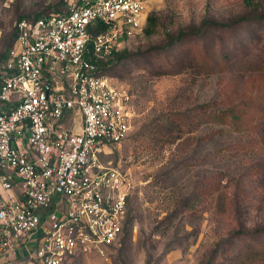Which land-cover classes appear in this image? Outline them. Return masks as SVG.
Masks as SVG:
<instances>
[{
  "label": "rangeland",
  "instance_id": "374dc122",
  "mask_svg": "<svg viewBox=\"0 0 264 264\" xmlns=\"http://www.w3.org/2000/svg\"><path fill=\"white\" fill-rule=\"evenodd\" d=\"M70 1L0 0V72L15 21ZM144 10L154 32L119 42L106 70L128 94L130 134L104 157L130 180L126 230L64 264H264V0Z\"/></svg>",
  "mask_w": 264,
  "mask_h": 264
},
{
  "label": "built area",
  "instance_id": "2783aa9c",
  "mask_svg": "<svg viewBox=\"0 0 264 264\" xmlns=\"http://www.w3.org/2000/svg\"><path fill=\"white\" fill-rule=\"evenodd\" d=\"M146 15L144 0H71L15 21L0 72V264H64L119 239L131 185L104 157L130 134L128 94L98 61Z\"/></svg>",
  "mask_w": 264,
  "mask_h": 264
},
{
  "label": "trees",
  "instance_id": "16d2710c",
  "mask_svg": "<svg viewBox=\"0 0 264 264\" xmlns=\"http://www.w3.org/2000/svg\"><path fill=\"white\" fill-rule=\"evenodd\" d=\"M61 11V10H60ZM60 11H57V12H60ZM42 14H35V15H33V16H25L26 18H35V17H37V16H41ZM44 15V14H43ZM21 18V17H20ZM245 19H247V18H243V17H239V18H237V19H233V20H230V21H228V22H225V23H220V24H217V25H222V27H229V26H231V25H234L235 23H238L239 21H241V20H245ZM155 28H156V18H155V16H153L152 14H147L146 15V20H145V23H144V25H143V27H142V31H143V33L145 34V35H150L151 33H153L154 32V30H155ZM181 35H182V32H180L176 37H175V39L174 38H170L169 39V41L168 42H166L165 44H163L162 46H161V48H165V47H169V46H172L175 42H177L180 38H181ZM14 36H15V32H14V29H13V33H12V39H11V41H10V45H9V47H8V49L10 48V46H11V44H12V42H13V40H14ZM6 56H7V54H5V55H3L2 57H3V61H5V59H6ZM115 56V55H114ZM113 57V56H112ZM111 57V58H112ZM107 59V60H105V61H103V62H99L98 63V70L100 71V72H106V70L108 69V67H110V66H112L113 64H114V60L116 59H123V56L120 54L119 56H117L114 60H112V59ZM115 60V61H116ZM232 116H234V117H236L235 115H232ZM127 216H128V209H127V214H126V217H125V220H124V224H123V228H122V232L124 231V230H126L125 228H126V223H127ZM121 232V233H122Z\"/></svg>",
  "mask_w": 264,
  "mask_h": 264
},
{
  "label": "crops",
  "instance_id": "0c3cea01",
  "mask_svg": "<svg viewBox=\"0 0 264 264\" xmlns=\"http://www.w3.org/2000/svg\"><path fill=\"white\" fill-rule=\"evenodd\" d=\"M14 191H16V190H14Z\"/></svg>",
  "mask_w": 264,
  "mask_h": 264
}]
</instances>
